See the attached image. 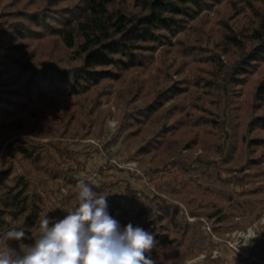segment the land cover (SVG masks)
<instances>
[{
    "label": "trees",
    "instance_id": "16d2710c",
    "mask_svg": "<svg viewBox=\"0 0 264 264\" xmlns=\"http://www.w3.org/2000/svg\"><path fill=\"white\" fill-rule=\"evenodd\" d=\"M113 91L123 109L111 141L124 133L143 188L81 174L73 146L103 134ZM18 132L51 139L7 144L27 166L0 163V233L37 236L53 217L47 195L71 212L76 183L94 179L121 228L154 235L146 256L180 263L207 236L179 202L219 235L264 215V0H0V150ZM248 252L259 261L242 264H264V226Z\"/></svg>",
    "mask_w": 264,
    "mask_h": 264
},
{
    "label": "clouds",
    "instance_id": "9594fccd",
    "mask_svg": "<svg viewBox=\"0 0 264 264\" xmlns=\"http://www.w3.org/2000/svg\"><path fill=\"white\" fill-rule=\"evenodd\" d=\"M93 185L99 187L94 179L79 180L73 210L56 221L41 217L37 236L16 227L0 233V264H157L146 256L157 245L154 235L131 223L121 228L107 211L108 194L93 191ZM29 238L32 244L23 243ZM253 238L243 236L244 243Z\"/></svg>",
    "mask_w": 264,
    "mask_h": 264
},
{
    "label": "rangeland",
    "instance_id": "374dc122",
    "mask_svg": "<svg viewBox=\"0 0 264 264\" xmlns=\"http://www.w3.org/2000/svg\"><path fill=\"white\" fill-rule=\"evenodd\" d=\"M116 87H118V85L114 86V88ZM115 96L116 92L113 91L111 95L103 98L102 108L109 111L103 134H90L83 138H79V144L73 146L83 151L81 159L85 161L86 168L81 171V174L94 177L104 172L113 177L117 176L122 178L123 182L119 184L120 188L124 187L126 181H130L136 188H143L145 184L149 182L148 177L144 171V167L140 165L139 161L135 158H131L130 151L126 148V144L123 143L122 138L124 133L118 140L111 141L120 124L123 109L122 106L117 105L115 102ZM18 137H31L42 142H47L51 138H40L25 134L24 132H18L5 141L0 150V163L1 161L11 160L18 167L19 171L23 173L27 166L26 161L19 159L18 156H12L6 149L9 141L16 142L18 141ZM201 152L202 149L199 148L195 151V154ZM32 180L38 183L36 179L32 178ZM44 193L47 194L48 192L44 191ZM47 198L49 208L53 213V221L63 219L68 214L67 212H70L64 207L65 205L61 203L57 195L50 193V195H47ZM179 203L183 209L182 211L186 212L189 221L193 223L201 222V227L207 236V245L203 250L198 251L193 256L183 259L178 264H204L207 260L212 258L223 259L221 264H242L244 262L259 261L255 256L250 255L248 251L253 240L258 236V231L264 226V215L256 218V214H252L243 222L241 227L229 230L223 235H219L213 229V219L205 216L198 217L190 215L184 203ZM243 236H254V238L245 244ZM261 262L264 263V259H262Z\"/></svg>",
    "mask_w": 264,
    "mask_h": 264
}]
</instances>
